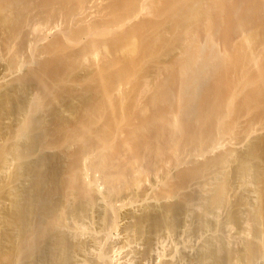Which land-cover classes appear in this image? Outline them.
I'll list each match as a JSON object with an SVG mask.
<instances>
[{"label": "bare ground", "instance_id": "obj_1", "mask_svg": "<svg viewBox=\"0 0 264 264\" xmlns=\"http://www.w3.org/2000/svg\"><path fill=\"white\" fill-rule=\"evenodd\" d=\"M121 249L264 264V0H0V264Z\"/></svg>", "mask_w": 264, "mask_h": 264}, {"label": "rangeland", "instance_id": "obj_2", "mask_svg": "<svg viewBox=\"0 0 264 264\" xmlns=\"http://www.w3.org/2000/svg\"><path fill=\"white\" fill-rule=\"evenodd\" d=\"M113 235L116 237L117 233H116V232H114V233H113V232H110V236H111L112 238H114ZM116 241H117V239H116ZM118 242H119L120 245L123 244V242L121 241V239H119ZM118 242H117V245H116V242H114V243H113V244H114L113 247L111 246L112 251H113L114 253H115V250H114L113 248H115L116 246H117L118 248H119V247H120V248H123V245H121L122 247H121V246H118ZM117 247H116V248H117ZM118 248H117V249H118ZM120 248L118 249L119 251H120ZM118 250H117V252H118V254H119V251H118ZM110 251H111V249H110ZM110 251H109L108 253H109V256L112 258V259H111V260H112L111 264H114V262H115V263H118V264H131V262H130V263H128V261L126 262V260H127L126 257H127V256H126V254L124 253L123 249H121V252H123V254H121V255L119 254V255H118V256H120V257H119L120 259L118 258L117 254L114 255V258H115V256H117L116 258L118 259V261H117L116 258H115V259L113 258L112 255H113L114 253H112V252L110 253ZM117 252H116V253H117ZM123 255L125 256L126 259L123 258V257H124ZM122 256H123V257H122ZM115 260H116L117 262H116ZM124 260H125V261H124ZM119 261H120V262H119ZM123 261H124V262H123ZM154 262H155V261H154ZM154 262H153V261H150V262L148 261L147 263L152 264V263H154ZM136 263H137V262H133L132 264H136ZM154 264H155V263H154Z\"/></svg>", "mask_w": 264, "mask_h": 264}]
</instances>
